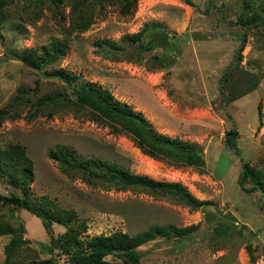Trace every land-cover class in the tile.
<instances>
[{"label":"rangeland","instance_id":"rangeland-1","mask_svg":"<svg viewBox=\"0 0 264 264\" xmlns=\"http://www.w3.org/2000/svg\"><path fill=\"white\" fill-rule=\"evenodd\" d=\"M79 1L84 10L91 7L87 11L92 24L83 32L71 28L76 15L72 5ZM240 7L241 0H137L134 12L125 17L118 5L91 6L84 0H13L2 7L0 108L19 90L39 97L65 85L53 75L62 69L75 74L77 82L100 85L141 113L157 133L192 144L204 156L202 168L151 159L129 136L85 117L62 112L28 121L25 107L19 120L1 124L0 149L10 144L24 148L33 163L32 199L46 197L55 210L74 211L85 223L86 232L80 235L84 239L114 232L134 236L154 227H195L181 241L156 238L140 246L141 264H264L261 196L242 191L237 182L240 160L264 173V30L247 32L240 63L255 76V88L232 102L222 101L218 88L242 34L232 24ZM142 29L143 49L149 33L156 30L170 35L166 49L147 52L121 42L122 36ZM54 40L66 43L61 59L40 69L22 64L21 57L38 55ZM230 128L238 133L239 156L224 143ZM62 149L79 159H101L132 174L179 183L208 204L194 211L172 199L124 189L117 182L93 178L86 183L81 174L49 158V153ZM12 193L19 194L0 178V195ZM0 222L16 231L21 225L22 238L42 264H68L64 256L50 252V235L32 214L0 203ZM218 224L225 233L216 232ZM64 231L54 223L51 236ZM8 239L0 237V264ZM18 257L24 261L26 255Z\"/></svg>","mask_w":264,"mask_h":264},{"label":"trees","instance_id":"trees-1","mask_svg":"<svg viewBox=\"0 0 264 264\" xmlns=\"http://www.w3.org/2000/svg\"><path fill=\"white\" fill-rule=\"evenodd\" d=\"M9 1L13 0H0V12ZM86 1L91 2V6L105 3L118 5L119 13L124 17L131 15L137 4V0H84ZM89 8L91 7L84 10L80 1L72 5V9L76 10V15L72 19V30L83 32L90 27L92 19L87 11ZM232 24L239 26L242 34L234 50L233 60L223 71L218 83L221 99L227 102L251 92L257 84L251 71L241 68L240 63L247 43V32L264 30V0H241L240 11ZM142 37L143 29L135 34L122 36L120 40L126 46L135 45L138 49H143ZM2 38L0 34V41ZM169 38L170 35L164 31H152L143 50L150 52L155 48L166 49ZM66 48L65 42L54 40L42 47L38 55L28 53L21 57L20 61L28 68L40 69L61 59L65 55ZM153 59L159 61L157 58ZM53 75L63 80L65 85L39 97L29 91L19 90L5 106L0 108V126L5 121L19 120L25 107L29 108L28 121L38 117L51 118L62 112H68L103 125L115 134L129 136L140 153L151 159L167 160L196 168L204 166V156L198 147L157 133L141 113L114 99L112 94L100 85L88 81L77 82L75 74L65 73L62 69L56 70ZM239 84L245 87V84H248V86L243 89ZM67 87H71V92ZM237 136L235 128H230L224 134V143L239 156L235 141ZM49 158L58 162L62 168L81 174L82 180L86 183H91L93 178L117 182L124 189H140L152 195L172 199L194 211L208 204L206 201H199L179 183L155 181L146 176L132 174L101 159H79L63 149L49 153ZM240 161L241 171L237 179L239 187L246 193H260L261 203L264 206V173L251 167L248 162ZM0 178L19 193H12L10 196L0 195L1 205L26 211L39 219L44 231L50 235V252L56 251L58 256H64L68 264H141L137 249L143 244L156 238L173 237L181 241L195 229L193 226L183 228L165 226L154 227L134 236L114 232L84 239L80 235L86 232L85 223L78 221L74 211L55 210L46 197L38 201L32 199L30 186L33 180V163L23 147L10 144L0 149ZM245 183H249L250 187L245 188ZM54 223L65 228V231L56 237L51 236V227ZM235 229L234 225L233 230ZM215 230L219 234L226 231L220 224ZM233 230L228 232L231 233ZM22 232L21 225L16 231L8 223L0 222V237H9L3 249L2 264L44 262L40 261L37 252L30 248L29 241L22 238ZM246 249L251 263H255L251 247L247 246ZM18 254H25V260L19 259Z\"/></svg>","mask_w":264,"mask_h":264}]
</instances>
